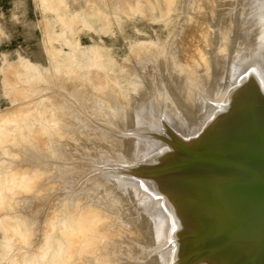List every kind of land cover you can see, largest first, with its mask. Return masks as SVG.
<instances>
[{"label": "bare ground", "instance_id": "bare-ground-1", "mask_svg": "<svg viewBox=\"0 0 264 264\" xmlns=\"http://www.w3.org/2000/svg\"><path fill=\"white\" fill-rule=\"evenodd\" d=\"M57 1L55 0L54 4L52 0L50 4L58 9ZM142 1L139 0L140 3ZM147 1L150 5V1L154 2L162 14L169 16L172 15V8L177 2V0ZM180 1L183 12L179 13V24L175 32L166 40L162 54H157V47L154 45V47H149L150 49L146 48V45H139L138 56L133 53L137 58L135 57L134 62L131 61L128 74H126L129 86L122 94V100L116 90H110L113 84L108 83L109 79L100 76L104 78L102 80L108 81L107 85L112 86L102 85L103 88L111 87L108 89L111 91H109V96L113 95L112 97L115 98L118 95L121 102L118 103L119 99L115 100L116 98L113 101V98H108V96L104 98L100 90H97L99 93L96 96L99 99L91 94L89 99L93 97L92 99L96 101L91 103L92 100H89L91 105L90 103L87 105L86 98L90 93L88 95L83 93L86 96H84L86 103L82 101L84 98L80 91L84 90L80 83L86 75L80 78L75 74L73 76L82 79L78 83L80 90L75 92L78 89H75L77 87L75 83L79 80L75 77L74 81L78 79L77 82L69 81L73 83L70 86L72 87L71 93L72 91L75 93H72V96L69 92V95L67 94L69 98L64 97L68 93L67 87L69 86L66 85L68 84L66 81L69 78L65 81V85L61 81V84L56 83L55 87L51 84L59 78H51V75L50 80H53L51 82L45 77V72H42L44 75L39 76L49 81H47L49 88L51 82L50 85L54 87H52V93L55 88L57 90V87L62 92L63 87L60 89L61 86H67L64 87L66 88L63 90L64 95H62L63 92L58 91L61 93L57 101L58 105L60 102L62 106L61 101L66 99L64 103L67 105L62 107L60 105L58 107L57 102L53 103L57 100L58 94L54 91V96L55 94L57 96L52 100V93L48 92L51 89L46 90L48 97H52L49 101L52 103L49 104H53L55 110L57 105L59 113L64 111V117L55 110L53 112L49 104L46 106L48 109L43 111H46L45 113L41 111L37 113L38 119H41L47 115V111H52L51 113L54 114L51 119L48 116L51 122L55 118L59 120L58 123L64 121L63 118L67 119L61 126L53 120V125H58L56 127L52 125L53 129L60 131L54 133L52 132L54 130H51L44 133L42 130L44 125L42 128H37V131H30L29 126L32 125L30 117L33 116L30 113L32 112L28 113V110L23 108L25 111H22L20 108L17 109L21 111L17 112L18 116L12 110L15 116H18L16 118L12 116L13 113H10L13 117L12 121L16 118L20 125L12 123L20 127L17 128L18 132L16 131L17 133L12 136L9 133L4 135L0 131V142L5 143L7 139L11 143L13 139L18 138L16 141L20 140L23 143L17 141L21 145L20 153L15 149L17 150L15 153H19L20 156L9 153L11 152L10 147L14 145L12 143L8 146L9 151L5 148L0 149L5 154L4 158L0 159V166H4L3 170L6 174L5 177L4 174L2 175L3 180L15 185V187L12 186L14 189L10 190L11 193L9 191L6 193L11 194L13 200L11 198L10 200L14 201L13 204L11 201L6 204L8 199L5 200V197L8 198V195L1 197V191L8 190L4 186L9 188V184L5 183L2 190L0 186V209L2 210L3 207L12 209V205L13 207L16 205L18 207L15 210L21 215L11 217L10 211L9 214L7 211L4 212V215L3 210L0 213L1 215L3 213V218L7 217L6 214L10 216L3 220L0 215L2 222L0 225L5 231L3 236H6L4 243L9 249L17 250L25 247L30 238L28 237L30 226L36 232H31L29 236L34 233L36 236L42 235L43 237V231H49L48 235L45 233L41 239L44 241L46 238V244L51 246L58 239L56 235L59 233L57 231L59 226L61 230L59 231L63 236L62 241L67 248L64 251L61 248L64 244L60 243V246L63 244L60 247L56 242L58 249L61 248L65 252L63 256H67L66 259L69 261L75 257L78 258L75 264L88 262L90 264H264V248L260 249L262 234H264V221L255 222L249 227L251 228L248 229L249 231H237L238 234L236 231L229 230V227L238 224L240 220L247 219L255 209L257 204L255 200L253 201L252 197L249 200L248 196L241 194L246 190L245 186L249 188L253 185L254 179L248 177L243 171L237 172L229 169L226 171L216 163L205 162L201 159L208 151L214 156H206L223 159L221 157L225 155L223 152L235 147L244 148L246 151L253 146L250 151L252 153L257 141L256 136L264 129V0ZM86 2L88 7L85 4L87 8L85 10H90V13L99 11V8L108 9L110 7L113 13L114 11L118 12V15L123 13V16L126 14L125 17L127 14L131 17L130 13L134 14L140 5L136 0H95V2L86 0ZM93 4L96 5V10H88ZM152 8L155 9L153 5ZM60 9L63 11V8L60 7ZM46 11L48 12V9ZM102 12L100 16L94 14L98 18L95 20L97 22L100 20L101 25L104 23L105 26H113V22H119L108 15L104 16ZM88 15L90 18L94 16ZM93 19L90 21L92 22ZM64 20L67 21L68 18ZM141 47L144 49H140ZM135 50L134 52L138 51V49ZM15 73L12 75H17V72ZM58 75L61 76V74ZM156 76L159 78L156 79ZM146 77L151 79L153 86L150 87L148 83V87L144 82L142 84H146L145 87H141L137 92L141 86L140 81ZM10 78L12 79V76ZM94 78L97 77L88 80L91 85L97 84L100 79L98 77L99 79L97 78L93 83ZM102 80H99L98 85H101L100 82L105 84ZM28 81L24 79L20 83L24 82L27 86ZM90 84L88 85L91 86ZM96 84L95 88L94 86L91 88L96 90L98 88ZM34 85V89L38 91L40 86ZM133 88H137L134 89L135 93L131 92ZM12 90H14L13 87ZM91 90L90 92L95 91ZM164 91L172 97L171 101L168 98L167 100L175 102L176 105H174L181 112L180 115L178 114L182 120L179 121L178 118V122L181 123L180 125L178 123L180 128H176V125H173L176 122L169 119L172 118L169 107L173 103L170 106L169 102L166 103ZM22 92L19 91L18 95ZM38 92H36L38 96L33 97L34 100L38 99L39 95L45 94ZM115 92L118 94L116 95ZM76 93L82 96L78 95L79 98ZM45 97L44 99L47 100L44 102L42 100V104L47 103L49 99ZM61 97L65 99L61 100ZM103 100L112 103V106L107 107L106 105V108L97 106L99 102L105 103ZM146 100L149 102L141 105ZM37 104L42 105L40 101ZM39 105L37 107L40 109ZM29 107L32 106L29 105ZM60 108L66 110L60 111ZM22 112L26 113L21 114ZM60 115H62V119L60 117L62 121L59 119ZM176 115L174 114L173 118H176ZM49 119L45 124L48 129L51 123ZM14 146L16 148V144ZM6 152L13 155L11 157L9 155L11 162L6 163ZM240 161H247V159H240ZM251 161L247 162V165L249 164L251 168L264 176V160ZM41 170L44 174L45 170L51 171H49L50 174L47 171L48 175L43 176ZM226 174L232 176L225 177ZM42 176L47 179V182L51 180L52 183L48 182L49 184L56 183L53 186L55 191L51 185L48 186L46 180L38 181ZM1 199L6 202H2ZM37 201L44 204L41 203L42 205L39 206L34 203ZM63 205L64 208H61ZM72 206L73 208H70ZM56 209L58 218H54L55 223L51 224L49 217L51 218L56 213L54 212ZM62 209L66 211L63 210L66 213V221L59 220V216L63 215ZM51 212H54L53 215ZM46 213L50 214L46 215ZM35 235L31 237L37 240L39 236L36 239ZM16 240L19 244L22 243L19 246L21 248L15 246ZM70 241H73V248H71L72 245L68 246ZM43 243L45 244V241ZM49 246L46 245L48 251ZM44 247L45 252L46 247ZM2 249L3 246L0 251ZM79 251L81 255L80 253L76 255ZM45 254L46 252L44 256ZM5 255L8 256V254ZM61 255L62 253L60 254L62 258ZM4 256L0 255L3 259ZM63 258L60 259L61 262ZM28 260L31 264L30 259ZM0 261L1 264L5 263L2 262L3 260ZM21 261L22 259L16 258L13 263H8L21 264ZM52 261L54 262V259Z\"/></svg>", "mask_w": 264, "mask_h": 264}, {"label": "rangeland", "instance_id": "rangeland-1", "mask_svg": "<svg viewBox=\"0 0 264 264\" xmlns=\"http://www.w3.org/2000/svg\"><path fill=\"white\" fill-rule=\"evenodd\" d=\"M50 1H52V0H50ZM50 1L49 0H0V131H2L3 132L2 134H4V135H6L7 133H9L12 136V134L14 135V133L16 134L18 132V129H19L18 127H20V126H17V125H20V124L17 123V120L18 119H16V118L19 116V114H17V112H19L20 110L23 111L24 109L25 110H28L29 111V112L27 111L28 113L32 112V113H30V115H33L32 116L33 118L30 117L31 118L30 121L32 120L30 122V123H32V125L29 126L31 128V129L29 128L30 131L31 130L37 131L40 127L42 128L43 125L44 126H43L42 130L44 131V133L45 132L47 133V132H50L51 130H54L53 128L56 127L57 124H55V126H54L53 125L54 124L53 123V120L54 121H57V123L59 121L58 119L56 120V118H55L56 117V114H55V117L53 116L55 119H53L52 122H51L50 119H51L52 115L54 114V113L53 114L51 113L52 111H49V112L47 111V115L44 116V114H43L44 117L41 118V119H38V114L37 113L40 112V111L43 112L44 110H47L48 109V107H46V106H48L47 104L52 103V102H49L52 97L51 98L48 97L49 94L48 93L46 94V90L47 89L48 90L51 89L50 91L47 90L48 92H51L53 90V88H54L53 86H55L56 83L61 84V81H63L64 83L63 82L62 83H63V85H65V81L68 78L69 79L66 81V83L68 82V84H66V85L69 86V87H67V86H61V88H60V89H62V87H63V90H65L66 88L64 89V87H67V92L68 93H66V95H64L63 90H62V92H63L62 93L61 90L60 91L58 90L59 87H57V90H55L56 89L55 88L54 91L56 92V94H58V97H57V100L54 101L53 103H56L57 101H59L58 99H59V95H61V93L65 97V96H67V94L69 95V92H70V94L72 96H73V94L75 92H79L78 90H80L79 89L80 88V85L78 83H79V81H82V79L80 80L79 77L82 76V78H83L85 75H86V77H84L83 81L80 83V84H82L81 87L84 88V90H82V89L80 90V91H82V95L83 96L82 95H79V93L78 94L76 93V95L77 96L78 95L79 96H82L84 98V99L81 98L82 101H85L86 102V99H87V102H88L87 105H89V103H90L89 100H92L91 103H94L96 101V99H92V98L95 97L96 94L99 93V92L102 93V95L104 96V98L106 96H108V98H109L110 97L109 96V91L110 90L112 91L113 89L116 90L119 93V95H120L119 97L122 100V98H121L122 97V94L127 90L128 86H129L128 85V80H127L128 75H126V74H128L127 72L129 71V67L131 65V61L134 62V60L137 58L136 56H138V54H139V45L140 46L146 45L145 46L146 48L152 47L154 45L155 47H157L156 48L157 49V54H159V55L162 54L163 49H164V44H165L166 40L175 32V30H176V28H177V26L179 24V20L178 19H180V14L183 12V8H182V5H181L182 3H181L180 0H177V2L174 4L173 8L174 7L175 8L174 9L172 8V12H171L172 15H170V16L168 14H167L168 16L166 14H162L159 11L158 6L156 4H154V2H152V1H150V3H151V5H150L147 0H145V1L143 0L141 3H142V5H144V4L145 5L142 7V5L139 2V0H136L138 3H140V5H139V7L137 9V11H140V12L138 13L136 11L137 13L134 12V14H132V15L130 13V16L131 17H129L128 14H127V17H125L126 14H124V16H123V13H119V15H118V12L116 13V11H114V13H115L114 14L112 12L113 9H111L110 7H108V9L107 8L106 9L105 8L104 9L103 8L102 9L99 8L101 10V11L99 10L100 12H102L104 10L103 11L104 13L102 12L104 16L108 15L109 17H112L115 21L119 20V22L117 21V23L116 22H113V24L115 26L114 25L113 26L112 25H109V26L106 25L105 26L104 23H103V25H101L102 23H100V20L98 22H97V20H95L97 18V17H95V15H99V16L101 15V13L98 10H96V8H97L96 5L93 4L92 6H90L88 8V10L89 9H92L91 11L96 10V12L90 13V10L89 11L85 10V9H87L86 8V5H87L86 4L87 3L86 0H84V1L83 0H81V1H79V0L78 1H76V0H58L57 1V4H56V5H58V9H57V7L55 5L52 6L53 4H50V3H52ZM146 1H147V3H146ZM93 2H95V0H93ZM53 3L55 4V0H54ZM58 3H60V4H58ZM152 5H153V7L155 9L152 8ZM60 7L63 8V11H62V9L59 10ZM64 7H65V10L66 11L64 10ZM87 7H88V5H87ZM139 8L141 10H139ZM47 9H48V12L46 11ZM109 9H111V10L109 11ZM142 9L145 10L144 12L146 14L142 11ZM154 11H155V13H154ZM105 13H109L110 15L109 14H105ZM88 14H91V16L94 15V14L95 15L92 16V18H90ZM64 16H66V17H64ZM64 18L65 19L68 18V20L70 19L69 21L67 20L69 23L66 20H64ZM89 18H90V20L93 19V18L94 19L91 22L89 20ZM71 19H73V20L75 19L74 22H73V20L71 21ZM63 20H64V22H63ZM156 20H157V22H156ZM148 43H150V44H148ZM142 48L143 47H141L140 49H142ZM146 48H145V50H146ZM135 49H138V51L137 52H134ZM61 52H63V53H61ZM56 58H59V59H56ZM106 68H108V69H106ZM150 71L151 70H149V72ZM15 72H17V75H12V74H16ZM42 72L43 73L45 72V75H46L45 77H47V79L49 81H51V82L53 80H50V79L53 78V77H56V78H59V79L53 81L52 84L50 82L49 83L50 88H49L48 85H47L49 81L47 79H45L44 77H42L44 75ZM48 72H50V74H48ZM18 73H20V74L18 75ZM58 74H61V76L58 75ZM73 74L79 76V77L77 76L78 79H79V80L77 79L78 82H77V80L74 81V79H75L76 76L75 75L73 76ZM98 74H99V76H98ZM22 75H23V77H22ZM39 75H42V76H39ZM51 75H52V77H51ZM8 76L9 77L12 76V79H13V76H14V80H12L11 78L9 79ZM69 76H71V77L73 76V77L70 78ZM92 76L93 77H97V78L99 77L101 80L104 79V78H101L102 76H104L105 79H107V80L109 79L108 80L109 82L106 81V80H102V81H104L105 84H103L102 82H100L101 85H98V82H99L100 79L98 78L99 80H98V82L96 84L94 82H96V79L97 78L96 79L94 78V80H95V81H93L94 84L91 85L88 82V80H90L91 78H93ZM154 76H155V74H154ZM30 77H32V79ZM39 77H41L44 81L46 80L45 81L46 83H44V81L41 80V78L39 79ZM155 78L158 79L159 77L156 76ZM24 79L29 80L28 83H27V86H26V83H24L25 81L20 83V81L21 80L23 81ZM30 80H31V82H30ZM40 80L43 82V84H41L42 82ZM13 81H15V82H13ZM34 81H36V82L34 83ZM69 81H74L73 83L77 82V83H75V84H77V87H75V89L76 88H78V89H76L77 91L74 90L75 92L72 91L73 94L71 93V90H72L71 88L72 87H70V86H72L71 84H73V83L72 82H69ZM106 82H108V83L111 82L110 84L111 85L113 84V87L114 88L111 85H109V84L107 85ZM144 82L147 84L148 87H149V84H150V87L153 86V84L151 82V79H149V77L148 78L146 77L145 79L143 78V80H141L140 83H139L141 86H139V88H138L139 90L137 92L140 91V88L141 87H145L146 84H144V85L142 84ZM33 83L36 84L37 87L40 86V87H38V88H40V89H38V91L40 90L39 92L34 89L35 88V85ZM39 83H40V85H38ZM50 84L53 85V86H51ZM59 84H58V86H59ZM75 84H74V86H76ZM88 84H90L91 86H89ZM95 84L98 86V88H96V90L95 89H92L93 86H94V88L96 87ZM32 85H33V87H32ZM102 85H104V87L106 85L107 86H111L112 88L111 87L103 88ZM117 85H119L120 87L119 86L117 87ZM100 86H102V87H100ZM147 86H146V88H147ZM12 87H13L14 90H12ZM14 87L16 89H18V90L16 91V89ZM37 87H36V89H37ZM32 88H33V90H31ZM20 89L22 91H24V92L28 90L27 91L28 95H27L26 92L24 94V92H22ZM85 89H87V90L85 91ZM91 89L92 90H95V91H92ZM101 89H103V90H101ZM108 89H110V90H108ZM134 89H137V88H133L131 90V92H134L135 93L136 90H134ZM90 90L92 92H90ZM97 90H100V91L98 92ZM147 90H148V88H147ZM19 91L22 92V93H20V95H18L19 94ZM54 91H53V93L51 92L53 94V95L51 94V96H53V99L52 100H54L56 98L55 96H57L56 94L54 96V93H55ZM58 91L61 92V93H58ZM120 91H121V93H120ZM36 92H38L39 94L45 93L42 96L39 95V97H38L39 100L37 98H36V100L38 102L40 101V104H42L41 103L42 100H43V102L47 100V99H44V97L47 95V97H45V98H49L48 101H47V103L42 104V105H39V104L36 105V103H38L36 100H34L35 95L37 94ZM166 92L164 91V93H163L164 94V98L166 100L168 98V100L171 101L172 97L170 96V94L168 92L167 93ZM29 93H31V95ZM83 93L85 95H86V93H87V95L89 93L90 94L87 96L88 98L85 99L86 96ZM112 93L114 94V92H112ZM112 93H110V94H112ZM118 93H116V95ZM32 94H33V96H32ZM91 94L93 95V97H91V99H89V97H90ZM24 95H26V96L24 97ZM16 96H17V99L15 100V97ZM37 96L38 95H36V97ZM112 96L113 95H111L110 98H113L112 99L113 101H114L115 98H116L115 100H118L119 99L118 95H117L118 98L116 96H115V98L112 97ZM20 97H21V100L22 101L20 100ZM62 97L60 99L61 100L62 99L64 100L65 98H62ZM67 97L69 98V96H67ZM32 98H33V100H32ZM41 98H43V99H41ZM97 98L99 99V97H97ZM26 99H28V100H26ZM119 100H118V103L121 102V100L120 101ZM168 100H167V102L165 101L167 104L169 102ZM35 101H36V103H35ZM64 101H61L63 103L62 106L65 105ZM76 101H77V103H79L77 99H76ZM103 101H105V103L99 102V103H97V106H100V107H103V108H106V105H108L107 107L112 106V103L108 102L107 100H103ZM32 102H34V104ZM147 102H149V100H146L141 105H145ZM91 103H90V105H91ZM172 103L173 102H169V106H170V104L172 105ZM60 104L61 103L59 102V105ZM174 104H175V102L173 103V105ZM29 105L32 106V107H29ZM35 105H36V107L39 105V106H41V108L40 109H39V107H37V109H36V107L33 108V106H35ZM50 105H51V108L53 109L54 108V106H52L53 104H49V107H50ZM54 105H56V104H54ZM57 105H58V102H57ZM57 105L55 106L56 110L53 109V112H54V110L56 112H58L59 108L57 110ZM59 105H58V107L61 106V105L60 106ZM175 105L173 107L170 106L172 109L169 107L170 111L172 112V118H169V119L170 120L173 119L172 121L176 122L173 125H176V128H180L178 126L181 123L178 122V118L180 119L179 121H182L181 118H180L181 116H179L181 114V112L178 109V107L175 106ZM45 107H46V109H45ZM20 108H22V109H20ZM51 108H49V110ZM174 108H175V110H174ZM17 109H20V110L17 111ZM62 109H65V108H62ZM62 109L60 111H62ZM12 110L15 111L14 113L16 115H18L17 117L15 116V114L13 113ZM31 110H33V111H31ZM34 110H36L37 112L34 111ZM35 112H36V114H35ZM45 112H43V113H45ZM10 113H13V115L10 114ZM23 113L24 112H22L21 114H23ZM48 113H51V114L48 115ZM63 113H64V111H63ZM63 113L62 112L61 113L58 112V114H62V115H63ZM6 114L8 115V117H7ZM174 114L175 115L177 114L176 115V118H173ZM11 115L16 117V118L13 119V121H12V118L13 117ZM62 115L59 116V119H60V117ZM48 116L50 117V119H49ZM45 117H47V119ZM62 117H64V115ZM62 117H61V119H62ZM8 118H9V120H8ZM34 118H35V121H33ZM57 118H58V115H57ZM48 119L51 122L50 123V128H49L50 130L45 125V124H47L48 121H46V120H48ZM62 120L65 121L67 119H64L63 118ZM38 121H40V122H38ZM64 121H62L61 123L59 122L60 123V124L58 123L59 126H61V124L63 125V123L66 122V121L65 122ZM7 122H9V123H7ZM12 122L13 123L15 122V124H17V125H14ZM18 122L21 123L20 121H18ZM41 122H43V123L41 124ZM33 123H35V124H33ZM178 123H179V125H178ZM48 126H49V124H48ZM45 127L47 129H45ZM57 128H55V129H57ZM5 130H6V132H5ZM7 130H8V132H7ZM58 130L59 129H57L56 131L54 130L52 132L55 133V132H58ZM15 137H17V136H15ZM16 139H18V138L13 139V141L10 139V142L12 141L11 142L12 145L13 144L14 145L16 144V148L13 145L14 146V149H13V146H11L10 147L11 150H10L8 148V146L11 143H9V141L6 139L8 142L5 140V143H2L3 141L1 140L2 142H0V149L3 150L5 148L6 150L8 149V151L9 150L11 151L9 153L19 154L20 153L19 150H20V146L21 145H19L20 143L17 142V141H20V140H17L16 141ZM20 142H22V141H20ZM30 144H33V143H30ZM15 149H17L18 151L15 150ZM1 150H0V159L4 158V155H5L3 153V151H1ZM15 151H17L19 153H17V152L15 153ZM9 153L6 154L7 155L6 156V158H7L6 163L11 162V161H9V159H11L10 157H11L12 154L10 155ZM9 155H10V157H9ZM18 156H20V154ZM3 167H4L3 165L0 166V171H2L0 173L1 174L0 179L2 178V180L0 181L1 190L3 188V185H6L5 183H7V185L9 184V188H8V186H4L8 190L6 192L5 191L2 192L3 191L2 190L1 191V197L3 195L4 196H7L8 195V198L5 197V200L8 199V200H6L8 202H6L3 199H1V200H2V202L4 201V202H6V204H8L11 200H13V198H11V194H9V193H11V191L14 189L15 185L12 182L3 180L4 177L6 176V174L4 173ZM41 171H43V170H41ZM45 171H46L45 174L48 175V174H50L49 171H51V170H45ZM47 171H48V174H47ZM42 173H43V176H45L44 171ZM3 174H4V177L2 176ZM42 177H41L42 180L41 179H38V181L39 180L40 181H45L46 180L45 182H47V179H44V177L43 178ZM48 182H51V180L49 179ZM55 184H49L48 183V186L51 185L52 188H53V186ZM12 186H14V187H12ZM53 190L55 191L54 188H53ZM8 191H9V193L6 194ZM10 198H11V200H10ZM43 202H45V201H43ZM13 203H14V201L12 202V204ZM34 203H37L39 206L42 205V204H44L41 201H37V202H34ZM73 206L70 207V208H73ZM17 207L18 206H16V205H14V207L12 205V209L13 210L10 207L9 208L11 210L9 208L8 209L5 208L6 209L5 210L4 207H3L2 210H3V213L4 212L6 213V211H7L8 214H9V211H10V214L12 215L11 217H14V215L19 214L18 211L15 210ZM61 208H64V205ZM2 210L0 209V213H1ZM63 210L64 209H62L63 215H60L59 216V220L62 219V221H66V218H65V214H66L65 212L66 211L64 210L65 212H63ZM31 211H33V210H31ZM56 211H57V209L54 210V212H56ZM12 212H13V214H12ZM3 213H2V215L0 214L2 216V217L0 216L1 218H3ZM5 213H4V215H5ZM53 213L51 212L52 215H53ZM39 214H41V212ZM49 214L50 213H48V214L46 213V215H49ZM54 215H53L54 217L50 215L51 218L53 217L52 220H50L51 218L48 216L49 217V221H51V224H52V222H54L58 218V216L56 217L57 212L54 213ZM58 215H59V211H58ZM6 216L8 218L10 217L7 214H6ZM7 217H4V218L6 219ZM1 218H0V222H1ZM4 218H3V220H4ZM54 218H56V219H54ZM25 219H26V217H25ZM28 222H29V220H28ZM30 227H31V229H30L29 233L31 234V232H34L33 231L34 228H32V226H30ZM44 227H46V225ZM47 228H45V229H47ZM57 229L56 230L59 233H57L56 238H58V239L55 240V242L53 244H51V246H49L48 243L46 244V238L44 239L45 244L43 243L44 241H42V239H41V238H43L45 236V233H46V235H48L47 232H49V231H47V232H45L46 230L43 231V233H44L43 234V237H42V235H38L40 238L34 234L36 232L35 231L34 233H32L31 236H34L35 235L36 239H37V237H38V239L35 240L34 237L32 239V237L29 236L30 234H28V237H30V238H28L29 241L26 243V244L29 243L28 246L25 244V247L24 248H21L19 246H21L22 243L20 242V244H19V242L16 240L15 246L17 248H21L22 249V250L21 249H17L16 250V249H9V247L7 246V244L4 243L5 242V239H6V236H3V233L5 234V231H3V229L1 228V225H0V243L2 244V245L0 244L1 245L0 248H2V246H3V249H5V250L2 249L0 251L1 252L0 255L1 256L2 255L4 256V254H8V256L10 257V259H9V257L7 255H5L4 256V259H3V257H0V258H2L0 260H3L2 262H5L4 264H9L8 262L13 263L16 258L22 259L21 264L28 263L29 262L28 259H30V263L31 264H55V262H56V264L57 263L58 264L59 263L62 264V262H63V264H65L66 262H67L66 264H75L76 263V260L78 258L75 257L73 260L69 261V259H66L67 256H63V255H65V252L64 251L67 248V246L64 244V241H62V238L61 237H63V236L61 235V232H60L61 230L59 229V226H58ZM39 239H41L42 242L39 241ZM53 241H54V239H53ZM56 242L59 244V246H60V243H63L64 244V245L61 244V246L63 245L64 248H63V246L62 247L60 246L64 251L60 248V250H61V252H60V250L58 249L59 246L56 244ZM32 244H33V247H32ZM46 245L49 246V249H50L49 251H48V247H46ZM71 245H72L71 248H73V245H74L73 244V241L72 242L70 241V243H69L68 246L70 247ZM5 246H6V248H4ZM35 246H37V247H35ZM27 247H28V249H27ZM43 247L47 250L46 251L44 249L45 252H46L45 256H44V253L45 252L43 251ZM55 250H56V252H55ZM2 251H3L4 254L2 253ZM52 252H54V253L52 254ZM58 252H59V255H58ZM23 253L26 254V255H24ZM27 253H28L29 256L27 255ZM61 253H62L61 256L64 257V258L62 257L64 259L62 262H61L62 258L60 257V254ZM48 254H50V255L48 256ZM54 254H56L57 256L56 257L53 256ZM77 254L81 255V252L79 251V252L76 253V255ZM46 255H47V257H46ZM24 256H25V258H24ZM58 256H59V258H58ZM32 257H33V259H32ZM26 258H27L28 261L25 260ZM53 259H54V262L52 261ZM58 259L59 260L61 259L60 262H59ZM66 260H68V261H66ZM64 261H66V262L64 263ZM68 262H72V263H68ZM88 263H85V264H88ZM0 264H1V261H0Z\"/></svg>", "mask_w": 264, "mask_h": 264}, {"label": "water", "instance_id": "water-1", "mask_svg": "<svg viewBox=\"0 0 264 264\" xmlns=\"http://www.w3.org/2000/svg\"><path fill=\"white\" fill-rule=\"evenodd\" d=\"M261 131H259V135L257 134L256 136L257 141L252 153L250 151L253 149V146L250 150L246 151H244V148L235 147L230 150H225V152H223L225 153V155H221L223 159H214L206 156H214L212 153H210V151L204 153V157L201 158L202 160H205V162L210 161L211 163H216L217 166L223 167L224 169H226V171H228V169L235 170L237 172L243 171L248 177L254 179V181L252 182L253 185H250L249 188L245 186L246 190H244V192L242 191L241 194H244V196H248L249 200L250 197L253 198V201L255 200V202L257 203L255 209L247 219L240 220L238 224L229 227V230L232 231H249L251 229H249V227L253 226L255 222L264 221V176L260 175L255 169L251 168L249 164L247 165V162L251 160H264V129H262ZM240 159H247V161H240ZM211 160L214 161L212 162ZM227 176L232 175L226 174L225 177ZM221 182H223L222 179ZM262 236L263 237L260 249L264 248V234H262Z\"/></svg>", "mask_w": 264, "mask_h": 264}]
</instances>
